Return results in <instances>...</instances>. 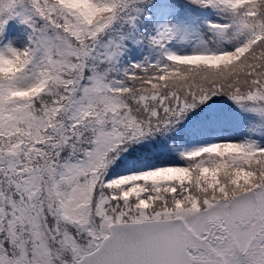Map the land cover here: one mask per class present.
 <instances>
[{"label": "snow or ice", "instance_id": "6c2138e0", "mask_svg": "<svg viewBox=\"0 0 264 264\" xmlns=\"http://www.w3.org/2000/svg\"><path fill=\"white\" fill-rule=\"evenodd\" d=\"M0 264H264V0H0Z\"/></svg>", "mask_w": 264, "mask_h": 264}]
</instances>
